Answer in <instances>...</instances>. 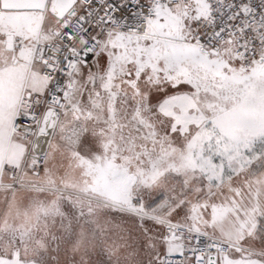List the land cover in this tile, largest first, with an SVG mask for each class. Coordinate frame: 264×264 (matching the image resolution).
Here are the masks:
<instances>
[{
    "label": "crops",
    "instance_id": "0c3cea01",
    "mask_svg": "<svg viewBox=\"0 0 264 264\" xmlns=\"http://www.w3.org/2000/svg\"><path fill=\"white\" fill-rule=\"evenodd\" d=\"M192 11L195 17L208 14L206 9L196 16L198 5ZM67 18L45 13L33 39L16 38V60L0 62V257L33 259L28 255L49 236L55 264H161L164 254L178 253L182 246V239H165L164 227L184 226L232 244L217 264H264V170L259 176L236 167L223 170L221 162L212 163L211 170L185 162L183 171L176 170L178 159L158 158L144 145L135 102L128 107L120 96L111 107L107 91L87 89L93 88L87 74L78 86L81 62L72 71L68 106L59 113L47 162L37 176L30 174L24 154L28 142L11 125L27 94L47 86L33 44L49 39ZM120 103L125 107L121 117ZM46 192L54 196L52 209H47ZM133 197L141 199L140 208L132 205ZM46 223L52 234L46 233Z\"/></svg>",
    "mask_w": 264,
    "mask_h": 264
},
{
    "label": "built area",
    "instance_id": "2783aa9c",
    "mask_svg": "<svg viewBox=\"0 0 264 264\" xmlns=\"http://www.w3.org/2000/svg\"><path fill=\"white\" fill-rule=\"evenodd\" d=\"M191 1L197 0H76L67 21L51 32L49 39L33 44V57L41 63L38 73L47 86L23 100L11 125L12 132L28 142L26 159L31 172L38 174L46 163L51 137L38 149V136L47 111L53 110L59 117L68 106L69 77L75 65H91L102 40L114 38L115 44L129 46L136 41L165 39L166 34L157 32L158 23H165L173 10ZM201 1L207 4L208 14L195 17L188 25V34H175L174 42L209 52L230 45L246 69L254 66L264 54V0ZM21 46V42L15 44L18 49ZM10 174L17 182L16 169L11 168ZM131 203L136 208L142 206L137 197ZM164 237L182 239V246L178 253L164 254L161 264H217V258L227 255L232 247L184 226L164 227Z\"/></svg>",
    "mask_w": 264,
    "mask_h": 264
},
{
    "label": "rangeland",
    "instance_id": "374dc122",
    "mask_svg": "<svg viewBox=\"0 0 264 264\" xmlns=\"http://www.w3.org/2000/svg\"><path fill=\"white\" fill-rule=\"evenodd\" d=\"M195 5L199 7V12L195 13L196 16L202 14L206 9L208 12L206 3L202 4L201 0L191 1L189 4L173 10L171 19H165V23H158L159 28L157 32L159 34H166L165 39H159L158 37L157 39L147 41L132 42L137 46L135 49L136 53L151 54L149 58H147L148 56H144L146 58H143L144 60L141 58L140 60L137 59V67L142 68L144 64L149 65V68H152L153 71L158 72L161 70L163 74L169 77L172 76L177 81H190L195 86V89L190 87L187 90L188 92L173 93L165 96L150 109L144 110L142 113L139 109L138 117L134 119L137 122L138 119L143 118V131L145 130L144 127L146 129L150 125L153 127L155 123L163 124V134L191 124L197 132H200L204 141L209 145L205 147L207 153L217 156L221 160L220 164L226 170H230V163L226 162V160L232 158L233 155H239V153L244 156L247 155L253 144L250 137L258 135L260 138L259 132L260 134H264V95L259 94L257 91L255 92V90L249 87V84L237 87L219 80L212 74L191 64L184 66L183 64H179L176 66L169 56V52L165 51V53H162V48L165 50L168 46L178 44V42H174L175 34L183 36L188 34V25L195 18L194 13H191V9ZM111 41L117 42L114 38H111L107 43L111 44ZM121 41L124 42L123 40ZM106 52L107 54L110 52V47L107 46L105 48V52L102 55L103 58H100L101 60L108 58L110 67H103V62L101 63L100 60L99 63L95 58L91 65L83 66L82 77L77 80L78 86L82 84L83 76L87 74L90 77L89 81L93 82V88L88 85V90L105 91L108 89L109 78L107 75H110L111 72L116 74L118 70L115 69V64H113L116 57L113 55L108 57L106 56ZM102 100L105 103V100ZM124 108V104L120 103L117 110L118 116H122ZM129 116L131 117V114H126L127 118ZM151 126L147 130L152 131L153 128ZM250 132H252V136H249ZM145 133L150 134L151 132ZM241 133L245 135L242 139L239 137ZM192 134L193 132L191 131ZM244 161L238 162L237 168L239 167V169L248 172L251 171L252 174L259 173L257 176L263 172L264 163H253L252 158L250 162ZM25 166L27 168L28 165L25 164ZM253 167L256 169L253 170ZM46 224L50 226V223ZM46 226V233L52 234V227ZM49 239L50 237L47 236L46 240L48 242L40 243L39 248L35 249L37 252L33 251L35 253L28 255L35 256L33 259L9 260L0 257V264H55L53 258L54 244Z\"/></svg>",
    "mask_w": 264,
    "mask_h": 264
},
{
    "label": "flooded vegetation",
    "instance_id": "af4514ba",
    "mask_svg": "<svg viewBox=\"0 0 264 264\" xmlns=\"http://www.w3.org/2000/svg\"><path fill=\"white\" fill-rule=\"evenodd\" d=\"M191 13L193 14V11H191ZM104 42L99 43L97 46V52L94 59L96 56L101 57L107 46L110 47V52H108V54L106 52V56L110 57L113 55L116 57L113 64H115L114 67H116L115 69H117L118 72L113 74L110 71V75H107L111 83L109 84L108 89L105 90L109 94V104L111 107L114 105L117 98L123 96L126 98L125 102L128 107L135 102L140 107L142 113L144 110L155 106L165 96L173 93L188 92L187 90H189L190 87L195 89V86H193L190 81H177L174 77H169L166 74H163L161 70L158 72L153 71L152 68H149V65L144 64L142 68L137 67V59H143L145 58L144 56H148L147 58H149L151 57V54L146 55L140 52L136 53V45H119L115 44L113 41H111V44ZM190 46L192 45L179 42L178 44L168 46L165 50L162 48V53H165V51L167 53L169 52V56L176 66L179 64H183V66L191 64L212 74L219 80L228 82L237 87L249 84V87L255 90V92L257 91L259 94L264 95V54L261 63L257 62L250 69H246L231 47L226 49L222 48L219 51H216V54L209 55L210 59H216L217 63H214V61L202 63L198 56L192 54L189 50ZM0 62L2 65L4 61L0 60ZM4 64L6 63L4 62ZM106 65L110 67L108 58L106 59ZM139 120V124L141 125L140 138L146 148H148V151L152 154H156L158 158H169L170 156H174V158L179 160V165L174 166L176 170L183 171L185 169L183 166L185 162H191V168L196 170H204L206 168L211 170L212 163L221 162L217 156L207 153L205 147L208 144L204 141L200 132L195 131L191 124H187L186 127L181 126L179 129L171 130L173 132L163 134V124L155 123V126L153 127L150 125L153 128L152 131L147 130L150 126L147 129L144 127L145 132L150 131L152 133H147V135L142 130L143 118H140ZM191 131L193 132L192 135ZM259 135H261L260 138L258 135L250 137L253 144L247 155L244 156L239 153V155H233L232 158L226 160V162L230 163V167L237 168L238 165L235 162H241L244 160V162H250L251 158L253 163H264V134H260L259 132ZM249 136H252V132L249 133ZM240 137H245L244 133H241ZM178 142L184 143L185 147L183 149L177 147L176 143ZM162 145L170 147L165 149ZM27 151L28 146L27 148L25 147V155ZM193 157H196L197 161H193ZM153 165L154 163H152V166ZM221 168L224 170L223 166ZM255 169L256 168L253 167V170ZM239 170L242 171V169ZM164 171L165 168H162L161 172ZM246 173L252 175L251 171H246ZM49 220L51 219L49 218Z\"/></svg>",
    "mask_w": 264,
    "mask_h": 264
},
{
    "label": "water",
    "instance_id": "95a60500",
    "mask_svg": "<svg viewBox=\"0 0 264 264\" xmlns=\"http://www.w3.org/2000/svg\"><path fill=\"white\" fill-rule=\"evenodd\" d=\"M7 1L0 0V60L5 63L16 60L14 51L16 38L28 40L36 36L45 13L49 12L57 19H63L76 3V0H21L25 1V7H13ZM189 50L197 55L202 63L210 61L217 63L216 59L211 60L209 57L210 54H216L215 51L199 50L195 46H190ZM262 61L263 58L258 60L259 63ZM29 95L28 93L27 97Z\"/></svg>",
    "mask_w": 264,
    "mask_h": 264
},
{
    "label": "bare ground",
    "instance_id": "6f19581e",
    "mask_svg": "<svg viewBox=\"0 0 264 264\" xmlns=\"http://www.w3.org/2000/svg\"><path fill=\"white\" fill-rule=\"evenodd\" d=\"M57 118L58 115L55 111H47L36 143L38 149L42 147V144H44L45 141L52 136L53 130L57 122Z\"/></svg>",
    "mask_w": 264,
    "mask_h": 264
},
{
    "label": "trees",
    "instance_id": "16d2710c",
    "mask_svg": "<svg viewBox=\"0 0 264 264\" xmlns=\"http://www.w3.org/2000/svg\"><path fill=\"white\" fill-rule=\"evenodd\" d=\"M47 159H48V154H47ZM47 159H46V162H47ZM46 164V163H45ZM45 166V165H44ZM43 166V167H44ZM43 169V168H42ZM42 171V170H41ZM40 171V172H41ZM31 175H33V176H37L38 174H35V173H30ZM34 183H36V180H34ZM37 184V183H36ZM52 184L53 183H50V184H47L48 186H51V187H53L52 186ZM54 196H53V194L51 193V192H46V203H47V209H52V206H53V203H52V201L54 200V198H53ZM52 227V226H51ZM49 229V228H48ZM51 230V229H50ZM48 231V230H47ZM52 233H53V228H52Z\"/></svg>",
    "mask_w": 264,
    "mask_h": 264
}]
</instances>
